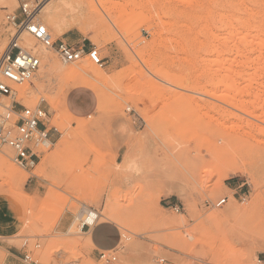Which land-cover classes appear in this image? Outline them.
<instances>
[{
	"label": "rangeland",
	"instance_id": "obj_1",
	"mask_svg": "<svg viewBox=\"0 0 264 264\" xmlns=\"http://www.w3.org/2000/svg\"><path fill=\"white\" fill-rule=\"evenodd\" d=\"M88 1H49L60 33L38 19L53 40L96 46L102 67L47 50L102 80L72 87L54 74L28 89L12 84L25 106L43 99L58 132L33 167L0 152V200L16 226L6 241H27L37 264H264V0H102L106 23L95 30L83 8L70 12ZM20 2L0 4V57L11 35L4 15ZM9 169L27 177L22 187ZM90 210L95 225L123 236L112 263L88 256L81 223ZM5 254L0 247L1 263Z\"/></svg>",
	"mask_w": 264,
	"mask_h": 264
},
{
	"label": "built area",
	"instance_id": "obj_2",
	"mask_svg": "<svg viewBox=\"0 0 264 264\" xmlns=\"http://www.w3.org/2000/svg\"><path fill=\"white\" fill-rule=\"evenodd\" d=\"M45 2L46 0H21L17 12H7L4 15L5 22L11 27V35L0 57V152L9 150L11 160L23 168L33 167L37 163L39 147L52 144L53 135L58 130L55 126H49L47 112L40 104L43 99L34 107L25 106L16 100L12 84L21 85L28 82L41 64L40 56L20 43L21 34L28 33L43 47L54 50L63 63H77L84 55L91 63L100 67L105 63L94 45L76 46L63 40H53L47 26L38 19ZM225 201L226 198H222L211 204L220 206ZM169 207L177 213L182 210L177 203ZM88 216H92L95 221L98 218L94 210H90L86 217ZM94 225L95 222L92 225L83 220L81 229ZM26 244L27 241H24L22 246ZM119 245L120 243L113 249L99 251L97 258L105 263L116 261ZM23 259L25 262L35 263L30 253L24 254ZM157 262L165 264L162 259Z\"/></svg>",
	"mask_w": 264,
	"mask_h": 264
},
{
	"label": "bare ground",
	"instance_id": "obj_3",
	"mask_svg": "<svg viewBox=\"0 0 264 264\" xmlns=\"http://www.w3.org/2000/svg\"><path fill=\"white\" fill-rule=\"evenodd\" d=\"M50 0H46V2L44 3V5L42 6L41 8V11L39 14L42 13V20L45 21V23H49L52 25V27L54 28V30H56L55 32H58L60 33L62 31V22L60 21V18H59V9L56 7V6H53L51 4V2H49ZM98 2V3H97ZM97 4H99L100 6H96L97 4H95V2L93 0H89L85 5H72L70 6V12L71 14H78L81 10V8H83L86 12V18L88 20V25L89 27H92L94 30L96 29V27L100 26L101 24H105L106 21L104 20V18L102 17V14H101V9L104 11V5H103V1L102 0H97ZM204 2V1H203ZM226 2V1H225ZM7 3V0H0V4H6ZM59 5V4H58ZM212 5V4H211ZM85 6V8H84ZM64 8V7H63ZM66 8V7H65ZM200 8V7H199ZM203 8V7H202ZM206 8V7H205ZM107 11V10H106ZM204 11V10H203ZM69 12V11H68ZM83 12V11H82ZM207 13V12H206ZM205 13V14H206ZM61 14V13H60ZM80 14V13H79ZM82 15V14H81ZM62 16V14H61ZM80 16V15H79ZM206 16V15H205ZM211 16V15H210ZM205 18V17H204ZM238 19V18H237ZM237 19H235V21H237ZM41 21V20H40ZM42 21V22H43ZM204 21V20H203ZM234 21V22H235ZM239 21V20H238ZM237 21V22H238ZM205 22V21H204ZM229 22V21H228ZM236 22V23H237ZM44 23V22H43ZM44 23V24H45ZM230 23V22H229ZM235 23V24H236ZM205 24V23H204ZM46 25V24H45ZM231 28L232 25H231ZM234 29V28H233ZM236 30V29H235ZM232 32V31H231ZM230 32V33H231ZM229 33V34H230ZM28 34V33H25V35ZM227 34V33H226ZM237 34V32L235 33V35ZM29 35V34H28ZM214 35V34H212ZM217 35V34H216ZM221 35V34H220ZM244 35V34H242ZM31 36V35H30ZM211 36V35H210ZM215 36V35H214ZM224 36V35H223ZM232 36V34H231ZM208 37V36H207ZM221 37V36H220ZM225 37V36H224ZM213 38V36L211 37ZM219 38V37H218ZM223 38V37H222ZM227 38V37H226ZM226 38H224V40H226ZM228 38H232V37H228ZM235 38V36H234ZM216 39V37H215ZM239 39V37L237 38ZM243 39V40H242ZM244 39L246 38H243L241 37V40L242 42L244 41ZM240 41V39H239ZM36 42V41H35ZM24 46H26L28 49H31L32 51H35L37 52V55L40 56L41 58V64H40V67L39 69L37 70V72L34 74V76L30 79V81L34 80V78H36V76H40V77H48L50 75H59V77L63 78V77H67V80L68 78H71L73 79V83H72V87H95V84L93 82H91L90 78L89 77H94V81H100L102 80V74L101 72H99L98 70H95V69H90L88 67H86L85 65L84 66H80L82 64H80L79 66H64V65H61L59 64L55 58L49 54L47 48L45 47H35L34 45V39H30V38H25L24 41L22 42ZM3 49V47H2ZM56 57V56H55ZM85 62V61H84ZM72 65V64H71ZM93 73L90 75V73ZM51 78V77H50ZM41 79V78H40ZM66 79V78H64ZM63 79V80H64ZM51 80V79H50ZM35 81V80H34ZM33 81V82H34ZM95 81V82H96ZM36 82V81H35ZM34 82V83H35ZM39 82V81H38ZM71 82V81H70ZM69 82V84H70ZM37 83V82H36ZM43 83V82H42ZM38 84V83H37ZM66 84V83H65ZM27 89L29 87V83L26 82L24 84ZM36 85V84H35ZM63 85V84H62ZM42 86V85H41ZM26 89V90H27ZM60 89V88H59ZM16 90V89H15ZM58 90V89H57ZM56 90V91H57ZM25 92V90H24ZM58 92H60L58 90ZM58 92H56L58 94ZM56 96V95H54ZM58 96V95H57ZM62 96V95H61ZM55 100V99H54ZM56 101V100H55ZM54 101V102H55ZM53 104V103H52ZM66 109V108H65ZM67 111V110H66ZM57 118V117H56ZM1 156V155H0ZM6 163V158H2L1 157V161H0V169H3L4 168V164ZM8 164V163H7ZM6 164V165H7ZM242 164V163H241ZM43 166V165H42ZM239 165H236L234 168H233V171L234 172H237V171H241V168L238 167ZM3 167V168H2ZM6 169V168H5ZM8 175V177L10 178V180L12 181V183H14L17 187H22L26 180H27V177H22L20 175H17L12 169H9V171L6 173ZM35 174V173H34ZM31 176V175H30ZM108 218V217H107ZM84 220H87L88 223L90 224H94L95 220L92 219V216H88V217H85ZM90 229V228H89ZM123 237V236H122ZM89 240V238H88ZM90 243V241H89ZM92 247V246H91Z\"/></svg>",
	"mask_w": 264,
	"mask_h": 264
},
{
	"label": "crops",
	"instance_id": "obj_4",
	"mask_svg": "<svg viewBox=\"0 0 264 264\" xmlns=\"http://www.w3.org/2000/svg\"><path fill=\"white\" fill-rule=\"evenodd\" d=\"M65 42L74 45L70 41ZM14 223V217L11 215L7 203L5 200H0V247L6 252L1 264H37L36 261L35 263L24 261V254L29 253L26 247L17 248L6 241L7 238L14 236L16 233ZM89 228H86L84 232L88 233L92 245L88 252V256L91 258L97 257L99 251L113 249L120 243L121 233L114 224L97 223Z\"/></svg>",
	"mask_w": 264,
	"mask_h": 264
}]
</instances>
